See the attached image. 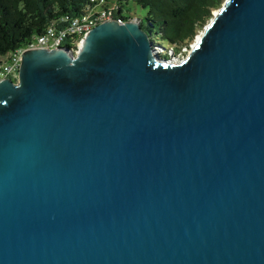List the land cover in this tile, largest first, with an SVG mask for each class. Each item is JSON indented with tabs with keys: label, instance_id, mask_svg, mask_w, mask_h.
Returning <instances> with one entry per match:
<instances>
[{
	"label": "water",
	"instance_id": "water-1",
	"mask_svg": "<svg viewBox=\"0 0 264 264\" xmlns=\"http://www.w3.org/2000/svg\"><path fill=\"white\" fill-rule=\"evenodd\" d=\"M161 51L106 21L0 81V264H264V0Z\"/></svg>",
	"mask_w": 264,
	"mask_h": 264
},
{
	"label": "trees",
	"instance_id": "trees-1",
	"mask_svg": "<svg viewBox=\"0 0 264 264\" xmlns=\"http://www.w3.org/2000/svg\"><path fill=\"white\" fill-rule=\"evenodd\" d=\"M110 0H0V63L9 60V55L26 49L33 37L41 36L48 25L64 16H77L88 6H109ZM117 0L120 19L124 2ZM146 10L141 26L151 40L159 38L177 54L188 47L197 34L213 18L226 0H134Z\"/></svg>",
	"mask_w": 264,
	"mask_h": 264
},
{
	"label": "built area",
	"instance_id": "built-area-1",
	"mask_svg": "<svg viewBox=\"0 0 264 264\" xmlns=\"http://www.w3.org/2000/svg\"><path fill=\"white\" fill-rule=\"evenodd\" d=\"M94 2L95 0H91ZM120 21L117 10L113 6H88L77 16H64L52 21L41 36L33 37L26 49L9 55V60L0 63V81L4 79L18 80L19 69L24 51L34 48L54 50L69 47L74 52L81 45L85 35L95 26L106 21ZM165 54V51H161ZM173 55L175 53L173 51Z\"/></svg>",
	"mask_w": 264,
	"mask_h": 264
},
{
	"label": "rangeland",
	"instance_id": "rangeland-1",
	"mask_svg": "<svg viewBox=\"0 0 264 264\" xmlns=\"http://www.w3.org/2000/svg\"><path fill=\"white\" fill-rule=\"evenodd\" d=\"M116 1H117V0H110V1H109V6H113L114 3H116ZM214 13H215V12H214ZM214 13H213V14H214ZM123 16L126 17V18H128V19L138 18V19L143 20V19H145V16H146V10L142 9L141 7H139V6L135 3L134 0H126V1L124 2ZM204 30H205V27H204V29H202V30L197 34V36L195 37V40H196L199 36H201V34L203 33ZM156 40H157V43H158V44L162 45V47H163L164 49H166V51H165V55H166L167 57L169 56V53L167 52L168 49H172V50L174 51L173 47H170V48H169V46H168L166 43H163L159 38H156ZM195 40H194L193 42H191V43L189 44L188 47H182V49H181L179 52H177V54L174 52V53H175V56H177V57H179V58H181V59H182V58H185V57L187 56V54L190 52V50H191V48H192V46H193Z\"/></svg>",
	"mask_w": 264,
	"mask_h": 264
},
{
	"label": "snow or ice",
	"instance_id": "snow-or-ice-1",
	"mask_svg": "<svg viewBox=\"0 0 264 264\" xmlns=\"http://www.w3.org/2000/svg\"><path fill=\"white\" fill-rule=\"evenodd\" d=\"M197 47H199V45H197Z\"/></svg>",
	"mask_w": 264,
	"mask_h": 264
}]
</instances>
